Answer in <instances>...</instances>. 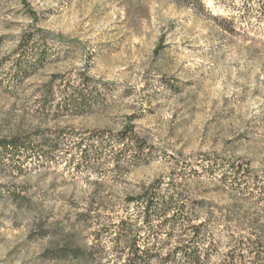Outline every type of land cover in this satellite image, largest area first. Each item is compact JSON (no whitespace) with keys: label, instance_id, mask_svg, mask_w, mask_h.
<instances>
[{"label":"rangeland","instance_id":"374dc122","mask_svg":"<svg viewBox=\"0 0 264 264\" xmlns=\"http://www.w3.org/2000/svg\"><path fill=\"white\" fill-rule=\"evenodd\" d=\"M14 137L0 264H264V0H0ZM155 182L185 210L148 226Z\"/></svg>","mask_w":264,"mask_h":264},{"label":"trees","instance_id":"16d2710c","mask_svg":"<svg viewBox=\"0 0 264 264\" xmlns=\"http://www.w3.org/2000/svg\"><path fill=\"white\" fill-rule=\"evenodd\" d=\"M127 135H123L122 140L125 142L128 140ZM28 146L30 144L22 138L14 137L11 139H0V166L6 162L10 161H23L28 159L29 150ZM58 146V145H57ZM57 146L54 147L57 148ZM241 167L236 168L237 171H241ZM161 185L160 182H155L149 187H146L143 192L137 197H132L128 199L129 203H133L143 207V224L148 226L152 225L153 219L155 217H165L174 210L182 211L184 213L185 206L177 207L178 205L174 203V199H166L162 197ZM183 225H189L190 219L182 218ZM164 223V222H163ZM125 232L128 233L131 230V227H125ZM127 246L130 253L127 254L130 264H150V257L152 255H157L158 253H152L148 251L150 257L147 256L144 252H141V247L138 245L136 240L132 241L127 240ZM186 260L188 264H200V247H195L191 252H185ZM171 255H168V257Z\"/></svg>","mask_w":264,"mask_h":264}]
</instances>
